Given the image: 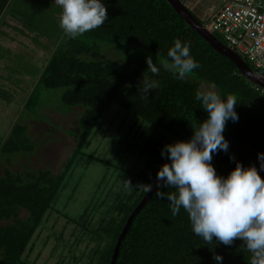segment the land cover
<instances>
[{"label": "trees", "instance_id": "trees-1", "mask_svg": "<svg viewBox=\"0 0 264 264\" xmlns=\"http://www.w3.org/2000/svg\"><path fill=\"white\" fill-rule=\"evenodd\" d=\"M14 1L0 0V20L9 15L28 28L41 27L43 22L47 24L46 18L50 23V17L45 16L36 17L37 23L30 15L33 7L29 12L26 8L21 14L11 10ZM39 1L44 4L46 0ZM216 2L218 6L222 4L221 0ZM104 3L108 13L105 23L75 39L65 35L59 26L60 15H56V30L59 32L53 29L55 33L50 35L54 40L52 51L38 74L35 87L27 96L23 113L36 110L43 89L62 88L60 100L69 107L67 110L81 108L75 123L79 131L71 152L57 172L50 168L14 171L1 166L0 264H35L27 258L53 212L78 226L80 236L74 238L73 244H66L65 239L62 243L54 241L48 254L54 258L59 252L55 250L64 247L69 251L67 264H92L94 256L96 264H109L118 234L146 193L139 185H153L158 168L165 162L161 149L168 143L190 138L191 125L206 118L207 113L195 98L201 83L214 85L221 95L231 94L238 100L236 111L239 118L227 123L224 136H244L264 148V90L242 75L230 58L214 50L185 23L183 16L170 3L166 0H104ZM37 12L45 13V8ZM194 15L204 24V19ZM18 30L23 29L18 27ZM40 32L38 34L45 33L41 29ZM177 38L191 43V55L200 64V68L184 80L177 79L162 67V62L169 59L168 49ZM148 57L159 68L158 74L148 68ZM244 60L254 68L250 61ZM145 81L156 85L147 98L141 92ZM111 105H118L139 118L141 123L153 125L165 135L161 139L149 136L142 146L138 145L141 152L148 154L138 172L123 167L124 160L135 151L130 146L115 150V161L86 150ZM21 116L22 119L26 117ZM22 119L15 121L0 139V164H10L13 158L16 159L14 154L26 155L36 147ZM228 141V153L213 155L212 163L218 174L226 176L235 167L230 155L245 166L256 163L259 167L257 151L247 141ZM91 161H97L107 169L110 166L116 169V181L105 190L104 174L97 185V197L91 198L76 215H69L67 210L58 206L60 195L77 163L86 168ZM261 176L264 178V172ZM118 180H121L120 184ZM127 181L132 186H128ZM77 184L71 186L72 193ZM157 190L156 187L133 216L121 239L115 264H214V252L223 256V264H249L251 253L244 248L242 240H235L231 246L220 244L214 251L210 250L209 247L214 245H205L202 238L192 233L188 213L181 208L179 214L173 216L169 202L155 195ZM159 190L165 193L174 191L163 187ZM71 197L72 194L63 201L67 203ZM22 210L25 211L23 217L20 216ZM95 213L98 218L91 223ZM57 219L48 229L56 227ZM63 230L64 227L52 232L58 241L64 236ZM83 240H87L86 247L91 246L86 263L82 259L84 248L78 253L73 251V246ZM44 243L36 256L43 251Z\"/></svg>", "mask_w": 264, "mask_h": 264}, {"label": "rangeland", "instance_id": "rangeland-1", "mask_svg": "<svg viewBox=\"0 0 264 264\" xmlns=\"http://www.w3.org/2000/svg\"><path fill=\"white\" fill-rule=\"evenodd\" d=\"M43 2L45 3L41 4L39 0H15L11 4V10L19 11V13L26 11V8L29 12L33 7L30 15H33L32 17L35 18L36 22L38 16L50 17V23L46 18L47 24L43 22L41 27L33 26L30 27L33 29H30L17 22L16 19H11L9 15L5 16V23V19L0 20V23H2L0 24V139L8 132L15 121H21L23 117L21 115L24 114L26 117L24 116L22 122L27 126L29 135L36 143V147L31 153L26 155L16 153L13 155L16 159L13 158L10 164L5 162L0 164V172L2 165L8 166L14 171H24L26 168L31 170L50 168L52 171L57 172L71 152L75 144L76 134L79 131L78 127H75V123L81 108L76 107L71 111L67 110L69 107H65L60 100L62 88L43 89L36 110L28 112V114L23 113L27 96L35 87L38 74L52 51L54 40L50 39V35L55 33L53 29L56 30V15L61 16L62 12L61 7L54 0ZM186 3L193 9L192 13L200 16L204 10L217 4L216 0H202L201 2L187 0ZM44 8L45 13L37 12V10ZM18 27L23 30H18ZM40 29L45 33L38 34L41 33ZM56 32L59 31L56 30ZM209 85L211 84L201 83L199 90ZM215 89L218 92L216 87ZM149 136L156 139L165 137L159 128L141 123L135 115L127 113L118 105H111L106 109L104 117L90 138L86 150L95 152L97 156L115 161L114 151L121 147L130 146L135 151L131 152L124 160L123 167L138 172L143 166V158L148 155L144 151L141 152L138 145L142 146ZM116 173V169L112 166L107 169L97 161H91L86 168H82L80 163H77L76 168L67 178L66 189H63L60 195L62 197L59 200L60 203L58 202V206L67 210L69 215H76L84 205L90 202L91 198L97 197L99 194L97 185L102 176L105 174L106 190L108 186L113 185ZM117 183L120 184L121 180H118ZM73 184H77V186L72 193L71 186ZM101 189H103V186ZM71 194L72 197L65 203L66 201H63V199H67ZM24 214L25 211L22 210L20 216L23 217ZM56 217L58 218L56 227L48 229L51 228V223ZM97 218L98 214L95 213L91 223H94ZM63 227L64 236L62 240L58 241L52 232H58ZM78 231V226L66 222L64 217L58 216L55 212L51 213L48 222L40 230L38 239H35L33 251L27 258L28 261H35V264L69 263V258H67L68 249L58 247L55 252H59L54 258L47 251L54 241L62 243L65 239L66 244H71L75 237L80 236ZM50 234H52L51 237ZM46 237H49L48 241H46ZM43 241L45 242L44 249L40 255L36 256V252L40 251V246H43ZM86 241L83 240L78 246H73L75 253L84 248L85 253L82 259L85 260V263L88 262L91 254V246L86 247ZM63 258L65 259L61 262L60 260ZM95 259L96 256L91 259L92 264H96Z\"/></svg>", "mask_w": 264, "mask_h": 264}, {"label": "clouds", "instance_id": "clouds-1", "mask_svg": "<svg viewBox=\"0 0 264 264\" xmlns=\"http://www.w3.org/2000/svg\"><path fill=\"white\" fill-rule=\"evenodd\" d=\"M54 2L62 9L59 26L71 39L99 28L108 19L104 0ZM183 3L192 12L186 1ZM206 16L202 18L204 24L201 23L208 29ZM208 30L214 36L218 35ZM223 43L226 44L225 41ZM190 49L189 41L175 39L167 52L169 59L162 62V67L177 79L184 80L200 68ZM147 65L153 74L159 73L151 57L147 58ZM253 69L258 72L255 67ZM155 86L145 81L141 89L145 98ZM195 98L200 101L207 116L191 125L193 131L190 138L168 143L161 149L165 162L157 170L158 190L155 195L169 202L173 216L183 208L188 213L192 233L202 238L205 245H214L209 247L210 250L214 251L220 244L231 246L239 239L251 253L249 264H264V178L261 176L264 172V152L257 153L259 167L256 163L245 166L230 155L235 167L226 176L218 174L212 163L213 155L229 152L230 142L225 138L224 131L229 121L236 122L239 118L236 111L238 100L231 94L221 95L214 85L197 91ZM127 184L132 186L129 181ZM139 186H143L147 193L153 187L151 184ZM161 187L174 191L165 193L159 190ZM213 261L214 264H223V256L214 252Z\"/></svg>", "mask_w": 264, "mask_h": 264}, {"label": "built area", "instance_id": "built-area-1", "mask_svg": "<svg viewBox=\"0 0 264 264\" xmlns=\"http://www.w3.org/2000/svg\"><path fill=\"white\" fill-rule=\"evenodd\" d=\"M221 1L206 16L208 29L264 76V0Z\"/></svg>", "mask_w": 264, "mask_h": 264}, {"label": "water", "instance_id": "water-1", "mask_svg": "<svg viewBox=\"0 0 264 264\" xmlns=\"http://www.w3.org/2000/svg\"><path fill=\"white\" fill-rule=\"evenodd\" d=\"M166 1L170 3V5L174 8L176 12L180 13L183 16L185 23L190 25L194 30H196L205 39V41H207L214 48V50L230 58L236 64L237 68L242 73V75H244L249 81L253 82L254 84L264 88V76L260 75L258 72L252 69L235 50L230 48L228 45L224 44L207 28H205V26L201 22H199V20L192 14V12L185 6L182 0ZM225 138L227 140H245L249 143L252 148L257 151V153L264 152L263 147L258 146L255 142H253L247 137L225 136ZM152 186V191L149 193L146 192L139 201V203L136 205V207L129 214L124 226L122 227L120 233L117 236V240L114 245L109 264H115L121 239L129 228L133 216L139 211V209L142 207V205L157 187V181H155Z\"/></svg>", "mask_w": 264, "mask_h": 264}, {"label": "crops", "instance_id": "crops-1", "mask_svg": "<svg viewBox=\"0 0 264 264\" xmlns=\"http://www.w3.org/2000/svg\"><path fill=\"white\" fill-rule=\"evenodd\" d=\"M186 2H187V0H185ZM188 1H202V0H188ZM217 1H219V0H217ZM187 4V3H186ZM188 5V4H187ZM217 5V4H216ZM215 6V5H214ZM188 7L189 8H191L189 5H188ZM212 9V7H209L208 9H206V10H204L203 11V14L200 16L199 14H196L198 17H201V18H203L204 16H206L207 15V13L210 11Z\"/></svg>", "mask_w": 264, "mask_h": 264}]
</instances>
